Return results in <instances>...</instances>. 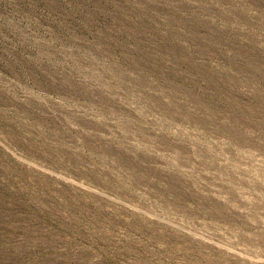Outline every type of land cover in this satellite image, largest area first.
<instances>
[{
    "label": "rangeland",
    "instance_id": "374dc122",
    "mask_svg": "<svg viewBox=\"0 0 264 264\" xmlns=\"http://www.w3.org/2000/svg\"><path fill=\"white\" fill-rule=\"evenodd\" d=\"M0 264H264V0H0Z\"/></svg>",
    "mask_w": 264,
    "mask_h": 264
}]
</instances>
